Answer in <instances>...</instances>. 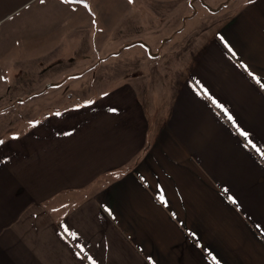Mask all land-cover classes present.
<instances>
[{
  "label": "crops",
  "instance_id": "1",
  "mask_svg": "<svg viewBox=\"0 0 264 264\" xmlns=\"http://www.w3.org/2000/svg\"><path fill=\"white\" fill-rule=\"evenodd\" d=\"M262 85L264 0H0V264H264Z\"/></svg>",
  "mask_w": 264,
  "mask_h": 264
},
{
  "label": "rangeland",
  "instance_id": "2",
  "mask_svg": "<svg viewBox=\"0 0 264 264\" xmlns=\"http://www.w3.org/2000/svg\"><path fill=\"white\" fill-rule=\"evenodd\" d=\"M188 42H189V44H191V50H192L193 47H194V40L192 39V40H189ZM186 44H188V43H186ZM186 44L185 43L183 44L184 47L187 46ZM185 58L186 57L184 55H182V53H181L178 57H175L176 60H174L175 61L174 64L176 62H180V61L182 63L183 62V59H185ZM111 63L112 64L109 65V68H110L109 71L112 72V73H110L109 75L112 76V77H120V76H123V75H121L120 71L123 70V69H125L126 67L124 65H122L123 64L122 58L121 59H117L116 58V60H114ZM164 63H165V61H164ZM170 64L171 63H168V65H170ZM164 65H167V64H164ZM167 67H165V69ZM166 70H168V68ZM166 73L169 75V72L168 71ZM61 90L66 91V90H69V89L63 88V86H62V87H59L58 88V91H61ZM48 94H50V93H48ZM63 106H65V105H63ZM10 107H12V110H14V107H18V106H16V105H9L7 108L6 107H3L2 113H1V116H0V126L1 127H9L8 128V131L9 132H15L18 129L22 128V126L24 125V123H26L27 121H18V120H16L15 117H16L17 114H14V113L13 114H10V113H8V112H12V111H8V109ZM147 108H148V112H151L149 106H147ZM1 134L2 133H0V138H2V137L5 136V135H1Z\"/></svg>",
  "mask_w": 264,
  "mask_h": 264
},
{
  "label": "snow or ice",
  "instance_id": "3",
  "mask_svg": "<svg viewBox=\"0 0 264 264\" xmlns=\"http://www.w3.org/2000/svg\"><path fill=\"white\" fill-rule=\"evenodd\" d=\"M40 2L43 3L44 0H40ZM81 2L82 3H86V0H81ZM221 39H223V37H221ZM224 43H225L226 46H228L230 48V46L228 45L227 41H224ZM241 66L244 67V68H247V65H244L243 63L241 64ZM252 75H253V77L255 79H257V81H259V77H256L255 76V73H253ZM262 86H264V85H262ZM101 94L102 95H105L104 93H101ZM213 102L215 103L216 101L214 100ZM88 103H91V101H85V104H88ZM221 107H223V105H221ZM115 110L116 109H113V111H115ZM225 111L227 112V109H225ZM57 115H59V113H57ZM228 118L229 119H233L230 113L228 114ZM32 123H37V122L36 121H33ZM233 123L235 124V120H233ZM237 130L240 133V135L243 136V137H245V138L249 137V135H250L249 132L245 131L243 128H240L238 125H237ZM18 135H19L18 133H13V136H18ZM0 143H3V141H0ZM249 146H252L253 148H256V151L261 152V154L264 155V151H262L260 147H257V145L254 144L251 139H248L247 143L244 144V147L245 148H247ZM160 198H161V200H163L164 199L163 195H161ZM229 199L230 200H233L235 202V198L234 197L229 196ZM173 215H175V213ZM70 234L77 235V233H75V232H71ZM193 235H195V233H193ZM87 259L91 260L92 261V264H95V261L92 260L91 257H87ZM149 259H151V257H149Z\"/></svg>",
  "mask_w": 264,
  "mask_h": 264
}]
</instances>
